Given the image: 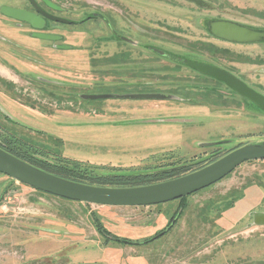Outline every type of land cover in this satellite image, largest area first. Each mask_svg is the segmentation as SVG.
<instances>
[{
	"label": "rangeland",
	"instance_id": "374dc122",
	"mask_svg": "<svg viewBox=\"0 0 264 264\" xmlns=\"http://www.w3.org/2000/svg\"><path fill=\"white\" fill-rule=\"evenodd\" d=\"M50 1L61 7L58 16L76 22L45 28L59 42L33 39L31 29L0 12V107L10 119L0 110V139H12L22 157L52 164L65 156L101 166L85 170L91 176L179 167L174 179L236 147L264 143L262 109L147 51L217 60L264 95V42L231 44L209 31L213 20L264 30V0ZM2 6L29 4L0 0ZM112 30L135 44L117 40ZM37 76L53 81L52 109ZM157 92L179 98L125 99ZM258 213H264V160L246 162L183 200L148 207L75 202L0 174V264H264Z\"/></svg>",
	"mask_w": 264,
	"mask_h": 264
},
{
	"label": "water",
	"instance_id": "95a60500",
	"mask_svg": "<svg viewBox=\"0 0 264 264\" xmlns=\"http://www.w3.org/2000/svg\"><path fill=\"white\" fill-rule=\"evenodd\" d=\"M31 1L38 11L48 19L59 23H70L66 19L54 17L41 11L34 0ZM1 13L9 18L27 23L34 29L40 30L45 27L46 21L44 18L24 10L4 6L1 8ZM97 16L99 14H93L92 17ZM209 31L214 38L231 44L247 45L264 42V30L254 29L230 20H213L209 22ZM113 34L127 44H135L116 32H113ZM36 37L51 41L61 39L60 36L45 34H36ZM60 48L69 49L68 46H61ZM147 51L177 64H183L201 75L223 82L235 94L249 100L264 111V95L230 72L208 63L186 59L179 55L173 56L159 48L148 47ZM109 97L111 95H85L83 99L100 100ZM131 97L144 100H163L167 98V96L161 94H137ZM211 145L213 144L203 143L200 147ZM258 160H264V143H249L236 147L212 163L178 178L150 185L108 187L83 184L59 177L35 167L0 148V172L13 180L63 199L108 207H148L179 200L218 183L242 164ZM177 169L179 167L164 171L169 172ZM254 223L264 225V213L254 214ZM124 242L131 244L128 241Z\"/></svg>",
	"mask_w": 264,
	"mask_h": 264
},
{
	"label": "flooded vegetation",
	"instance_id": "af4514ba",
	"mask_svg": "<svg viewBox=\"0 0 264 264\" xmlns=\"http://www.w3.org/2000/svg\"><path fill=\"white\" fill-rule=\"evenodd\" d=\"M28 1V4H29V7L28 8H26V7H14V6H6V7H11V8H14V9H20V10H24V11H27V12H30V13H33V14H35V15H37V16H40V17H42V18H44L45 19V21H46V23H45V27L43 28V29H40V30H38V29H34L31 25H29V24H27V23H24V22H21V21H18V20H15V19H12V18H9V17H7V16H5L3 13H1L3 16H5L7 19H9V20H12L13 22H15L18 26H20L21 28L22 27H24L25 25L29 28V29H31L32 30V32H31V37L33 38V39H36V40H39V41H42L43 39H41V38H38V37H36V34H45V35H51V36H59V35H57V34H47L45 31H46V29L45 28H47V26H49V24H53L54 26L55 25H69V26H74L75 25V23L76 22H74V21H71V20H68V21H70V23H59V22H56V21H53V20H50V19H48L46 16H44L42 13H40L39 11H38V9L34 6V4L32 3V1L31 0H27ZM47 1V2H46ZM34 2L36 3V5H37V7L41 10V11H44L45 13H47V14H49V15H52V16H54V17H58V18H62V17H60V16H58L57 15V13H59V12H61V7H59V6H57L56 4H54V2H52V1H50V0H34ZM51 3V4H49V3ZM2 7H4V6H2ZM1 7V8H2ZM1 8H0V12H1ZM93 18V17H92ZM94 18H101V19H105L101 14H99V16H97V17H94ZM64 19V18H63ZM67 20V19H66ZM20 28V29H21ZM28 29V30H29ZM112 32H115L114 30H112ZM119 35V34H118ZM116 38H117V40H120V41H122L121 39H119L118 38V36H116V35H114ZM121 36V35H120ZM2 40H3V38H2ZM5 41V40H4ZM44 41V40H43ZM45 41H49V42H59V41H61V39L59 40V41H51V40H45ZM7 42V41H6ZM125 43V42H124ZM127 44V43H126ZM130 46H131V44H129ZM61 47V46H60ZM70 48V47H69ZM62 50V49H61ZM63 50H68V49H63ZM35 52V51H34ZM36 53V52H35ZM38 58H40V55L38 56ZM170 61V60H169ZM196 61H199V62H204V63H208V64H211V65H215V66H217V67H220V68H222V69H224V70H226V71H228V72H230L231 74H233L230 70H228V69H226V68H224V67H221V66H219L218 65V61L216 60H211L210 62H206V61H203V60H200V59H197ZM170 62H172V61H170ZM175 63V62H174ZM50 65H52L51 63H50ZM180 65V64H179ZM183 65V64H182ZM41 66V65H40ZM183 66H185V65H183ZM189 68V67H188ZM50 69V68H49ZM194 71V70H193ZM39 72V71H38ZM196 72V71H195ZM198 73V72H197ZM199 74V73H198ZM201 75V74H200ZM233 75H235V74H233ZM201 76H204V75H201ZM236 76V75H235ZM38 77V79L41 81V82H43L42 84V86L44 87V94L46 95V96H48L47 98H45L47 101L45 102V105H46V103H47V106L48 107H52V103H53V81L51 80V79H48V78H42V76H37ZM204 77H206V78H210V77H207V76H204ZM236 77H238L239 79H241L244 83H246L245 81H244V79H242L241 77H239V76H236ZM210 79H212V80H215L216 82H220V81H218V80H216V79H213V78H210ZM220 83H222V84H224L223 82H220ZM247 84V83H246ZM39 86L41 85V83H39L38 84ZM225 86H226V84H224ZM248 85V84H247ZM47 86V87H46ZM228 89H229V92L230 93H233V91L228 87V86H226ZM252 88V87H251ZM255 90V89H254ZM257 91V90H256ZM258 92V91H257ZM157 94H161V95H165V96H167V98L166 99H169V98H173L174 96H179V95H172V94H169V93H165V92H157ZM132 95H130L129 97H127V96H125V99H131L132 97H131ZM239 96V95H238ZM241 97V96H240ZM112 98H117L116 97V95H113V97H109V98H107V99H112ZM118 98H120V97H118ZM179 98V97H178ZM132 99H134V98H132ZM162 100V99H161ZM163 100H165V99H163ZM249 101V100H248ZM252 103V102H251ZM252 104H254V103H252ZM255 105V104H254ZM23 106H26V105H23ZM255 106H257V105H255ZM258 107V106H257ZM258 108H260V107H258ZM52 109V108H51ZM261 109V108H260ZM0 110L1 111H3V113H4V110H3V108H1L0 107ZM52 112V110H50V111H48V113H51ZM4 115H5V117L4 118H6L7 120H10L9 119V116L7 115V114H5L4 113ZM6 120V121H7ZM9 124H13L14 125V123L12 122V121H9ZM20 124L22 125V127L23 128H28L26 125H24V123L22 122H20ZM11 140L12 139H7V138H1L0 139V148H2L3 150H5V151H7L8 153H10V154H12V155H14V156H16V157H18L20 154H18V151L17 150H12V149H17V148H15L14 146H12V145H14V144H12V142H11ZM229 152V151H228ZM225 154H227V153H225ZM24 155V154H23ZM21 156V155H20ZM24 156H26V155H24ZM27 157V156H26ZM19 158V157H18ZM21 159V158H20ZM24 161V160H23ZM173 168H175V167H173ZM0 174H3V173H1L0 172ZM3 175H5V174H3ZM5 176H7V175H5ZM9 177V176H8ZM216 224L218 225V226H220L221 228V230H222V228H228V225H226L224 222H222V221H217L216 222ZM257 226H264V225H257ZM117 241H120V243L121 244H125V245H133V243L131 242V244L129 243V244H127L126 242H124V241H127V240H117ZM128 242H130V241H128Z\"/></svg>",
	"mask_w": 264,
	"mask_h": 264
},
{
	"label": "trees",
	"instance_id": "16d2710c",
	"mask_svg": "<svg viewBox=\"0 0 264 264\" xmlns=\"http://www.w3.org/2000/svg\"><path fill=\"white\" fill-rule=\"evenodd\" d=\"M18 157L30 163L31 165H34L35 167H38L51 174L57 175L59 177H62V178H65L71 181H75V182H79L83 184L95 185V186L128 187L130 185L135 186L137 184H140L139 186H141L144 182H146V180L150 178L158 179L161 177H169L173 179L174 173L181 172L179 169H177V170H172L169 172H166L163 170V171L149 172V173L139 174V175H133V174L126 175V174L116 173V174H111V175L91 176L90 174H84V172H87L88 170L91 171L92 169H95V168H100L101 166L86 167L85 164L87 163L85 162L71 160L65 157L63 159L61 157H56L57 162H54L52 164H47L45 162H38V161L35 162L29 158L27 159L20 155ZM117 171H124V170H117ZM184 198L180 200H183ZM168 231L164 232L163 235H165Z\"/></svg>",
	"mask_w": 264,
	"mask_h": 264
},
{
	"label": "crops",
	"instance_id": "0c3cea01",
	"mask_svg": "<svg viewBox=\"0 0 264 264\" xmlns=\"http://www.w3.org/2000/svg\"><path fill=\"white\" fill-rule=\"evenodd\" d=\"M145 101H148V100H145ZM150 101H154V100H150ZM109 112V111H108ZM114 112V111H113ZM116 113H118V114H121V112H117L116 111ZM172 125H173V127H179L181 124H178V123H176V122H172L171 123ZM179 142H181V141H179ZM64 156V155H63ZM65 157V156H64ZM65 158H67V157H65ZM69 159H71V158H69ZM74 160V159H73ZM76 161H79V160H76ZM81 162H84V161H81Z\"/></svg>",
	"mask_w": 264,
	"mask_h": 264
}]
</instances>
